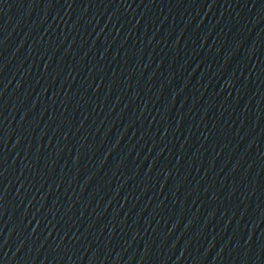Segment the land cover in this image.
<instances>
[{
  "label": "water",
  "instance_id": "1",
  "mask_svg": "<svg viewBox=\"0 0 264 264\" xmlns=\"http://www.w3.org/2000/svg\"><path fill=\"white\" fill-rule=\"evenodd\" d=\"M264 73V0H175Z\"/></svg>",
  "mask_w": 264,
  "mask_h": 264
}]
</instances>
